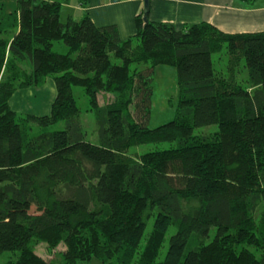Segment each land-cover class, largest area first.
I'll list each match as a JSON object with an SVG mask.
<instances>
[{
  "label": "trees",
  "instance_id": "trees-1",
  "mask_svg": "<svg viewBox=\"0 0 264 264\" xmlns=\"http://www.w3.org/2000/svg\"><path fill=\"white\" fill-rule=\"evenodd\" d=\"M15 1L10 12L0 3V253L19 254L0 264H58L36 252L40 243L63 245L59 264H264V30L178 29L140 17L135 37L122 39L116 25L98 26L88 14L63 22L59 0ZM224 48L220 74L213 55ZM10 55L29 64L23 81L1 77ZM162 64L177 70V111L151 128ZM242 67L253 91L237 78ZM49 78L57 90L50 113L12 109L17 90ZM74 86L97 110L98 143L86 139ZM103 90L114 97L98 106ZM212 124V136L195 135ZM158 142L177 144L131 152Z\"/></svg>",
  "mask_w": 264,
  "mask_h": 264
},
{
  "label": "crops",
  "instance_id": "crops-1",
  "mask_svg": "<svg viewBox=\"0 0 264 264\" xmlns=\"http://www.w3.org/2000/svg\"><path fill=\"white\" fill-rule=\"evenodd\" d=\"M60 19L81 20L89 15L98 26L116 25L122 39L138 33L137 19L175 25L207 22L227 33L259 32L264 30V0H59ZM148 7H146V2ZM10 99L13 110L43 115L51 111L56 96L53 79L42 87L21 89ZM16 96V97H15Z\"/></svg>",
  "mask_w": 264,
  "mask_h": 264
},
{
  "label": "rangeland",
  "instance_id": "rangeland-1",
  "mask_svg": "<svg viewBox=\"0 0 264 264\" xmlns=\"http://www.w3.org/2000/svg\"><path fill=\"white\" fill-rule=\"evenodd\" d=\"M0 3L4 7V10L7 12L13 11L16 8L15 0H0ZM54 49L58 52L66 53L68 52V47L64 44L63 41H56L54 44ZM8 55V53H7ZM8 57V56H7ZM10 55L9 60L5 63L4 68L2 69L1 77L12 79V80H24L26 75L30 73L31 69L27 62L20 61L17 59L12 60ZM8 59V58H7ZM214 67L216 72H223L227 74V64H228V55L226 48L222 52L216 53L213 55ZM150 66V63H134L132 64V69H144ZM248 71L247 68L242 67V69L237 73L238 80L250 87V90L253 91L254 87L251 86V83L248 82L247 77ZM50 79V78H49ZM48 80V79H47ZM47 82V81H46ZM153 95H152V108L151 116L148 121V125L151 128L157 127L161 124H164L176 116L177 105H178V81H177V70L175 66L162 64L157 65L155 68L154 80H153ZM21 90V89H20ZM17 90V94L21 92ZM74 94L77 99V103L80 108V121L86 132V139L94 143L99 142L98 132H97V110H93V103L90 98L85 94L84 90L80 86H74ZM16 97V96H15ZM113 93L108 91H101L97 95L98 106H104L106 102L113 99ZM21 114H27V112H21ZM36 115V114H35ZM65 127V123L58 122L55 125L50 127V130L62 129ZM41 128L36 126L34 132L41 131ZM219 127L217 124H212L209 126L199 127L195 129V135L198 136H207L210 137L218 131ZM176 142H158V143H145L131 148V152L145 153L151 150L164 149L172 145H176ZM262 208V207H261ZM260 208V210H261ZM260 210L257 215L260 216ZM259 216H257L259 218ZM155 217L153 216L146 228L144 238L141 242L140 250H144L149 239V235L153 232V224ZM177 230L175 225L170 226L165 241L160 245V253L158 259L163 260L167 254L169 247V238ZM215 235V228L212 229L210 239ZM63 245H60L56 249H51L45 243H40L35 245V250L45 259L51 261L55 260L61 263V251L63 250ZM19 252L5 251L0 253V263L9 261L12 258H16ZM115 263V262H114ZM110 263V264H114ZM83 264H103L99 259L94 258L90 263Z\"/></svg>",
  "mask_w": 264,
  "mask_h": 264
},
{
  "label": "water",
  "instance_id": "water-1",
  "mask_svg": "<svg viewBox=\"0 0 264 264\" xmlns=\"http://www.w3.org/2000/svg\"><path fill=\"white\" fill-rule=\"evenodd\" d=\"M145 2H146V7H148V2L147 1H145ZM144 20H145V22L148 21V12L147 11H145Z\"/></svg>",
  "mask_w": 264,
  "mask_h": 264
}]
</instances>
